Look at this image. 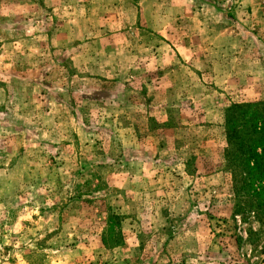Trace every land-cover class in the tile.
Returning <instances> with one entry per match:
<instances>
[{
  "label": "rangeland",
  "instance_id": "1",
  "mask_svg": "<svg viewBox=\"0 0 264 264\" xmlns=\"http://www.w3.org/2000/svg\"><path fill=\"white\" fill-rule=\"evenodd\" d=\"M137 3L0 0V264H264L224 159L264 0Z\"/></svg>",
  "mask_w": 264,
  "mask_h": 264
},
{
  "label": "trees",
  "instance_id": "2",
  "mask_svg": "<svg viewBox=\"0 0 264 264\" xmlns=\"http://www.w3.org/2000/svg\"><path fill=\"white\" fill-rule=\"evenodd\" d=\"M225 132L224 159L230 170L238 172L236 181L245 190L236 196L264 209V100L231 104L225 113Z\"/></svg>",
  "mask_w": 264,
  "mask_h": 264
},
{
  "label": "crops",
  "instance_id": "3",
  "mask_svg": "<svg viewBox=\"0 0 264 264\" xmlns=\"http://www.w3.org/2000/svg\"><path fill=\"white\" fill-rule=\"evenodd\" d=\"M125 3H126V5L128 4H130L129 2H127V1H124ZM154 3L155 4V6H156V10H157V12H159V11H161L162 12V10H163V8L165 7V5L167 4V6L164 8V10H165V12H166V10L167 9H169L168 7H170V9H169V11H170V13H173L175 10H174V8H173V1H168V3H164L165 5H163V6H161L162 5V0H138V3H137V6H136V10H140V12H142V11H148L149 9H150V5L148 4V3ZM156 10H155V12H156ZM169 23V22H168ZM167 22H165V25L164 26H162L163 28H161V29H159L157 26L155 27V28H153L152 30H154V31H158V32H162V33H166V32H168L169 31V28H168V26H167V24H168ZM102 26H101V28L103 29V28H105V31L107 30V29H109L108 28V25L107 24H101ZM152 28V27H151ZM106 34V33H105ZM121 34V33H120ZM107 35V34H106ZM163 35H166V34H163ZM166 45H167V43H166ZM172 48V47H171ZM173 57V56H172ZM149 61H153L152 59H144V63H146L147 64V62H149ZM155 61H157V62H159L160 64H162V65H165L167 62H168V59H164V57H162V58H160L159 60H155ZM172 61V60H171Z\"/></svg>",
  "mask_w": 264,
  "mask_h": 264
}]
</instances>
